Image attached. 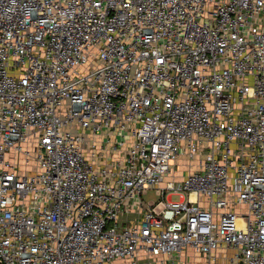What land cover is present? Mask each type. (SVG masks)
<instances>
[{
	"label": "built area",
	"instance_id": "2783aa9c",
	"mask_svg": "<svg viewBox=\"0 0 264 264\" xmlns=\"http://www.w3.org/2000/svg\"><path fill=\"white\" fill-rule=\"evenodd\" d=\"M184 253L264 264V0H0V264Z\"/></svg>",
	"mask_w": 264,
	"mask_h": 264
},
{
	"label": "rangeland",
	"instance_id": "374dc122",
	"mask_svg": "<svg viewBox=\"0 0 264 264\" xmlns=\"http://www.w3.org/2000/svg\"><path fill=\"white\" fill-rule=\"evenodd\" d=\"M193 163L195 162L193 161ZM182 169L184 171L186 170V167H183ZM142 198L144 200L150 201V200H157L158 196L155 195V192L153 189H148L147 193L143 195ZM178 199H180L178 195L171 196V200H178ZM241 210L243 211V208H241ZM183 256L184 257H182L181 259H178L177 262H180L181 264L201 263V259L197 255L194 257L192 253H184ZM147 259H150V258H143L142 259L143 261H139L138 264H159L157 261H154L155 259L154 260H147Z\"/></svg>",
	"mask_w": 264,
	"mask_h": 264
},
{
	"label": "bare ground",
	"instance_id": "6f19581e",
	"mask_svg": "<svg viewBox=\"0 0 264 264\" xmlns=\"http://www.w3.org/2000/svg\"><path fill=\"white\" fill-rule=\"evenodd\" d=\"M191 199H194V196L193 195L191 196Z\"/></svg>",
	"mask_w": 264,
	"mask_h": 264
}]
</instances>
